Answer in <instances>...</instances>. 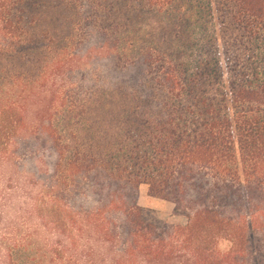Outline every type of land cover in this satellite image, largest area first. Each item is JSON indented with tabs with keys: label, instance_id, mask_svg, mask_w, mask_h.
<instances>
[{
	"label": "trees",
	"instance_id": "16d2710c",
	"mask_svg": "<svg viewBox=\"0 0 264 264\" xmlns=\"http://www.w3.org/2000/svg\"><path fill=\"white\" fill-rule=\"evenodd\" d=\"M29 1L0 0V57L32 60L45 49L60 70L68 46L29 34ZM60 1L87 11L129 71L105 98L79 107H60L58 92L44 105L50 91L25 79L26 95L0 99V158L16 155L30 107L41 105L31 131L55 155L53 189L89 190L95 204L83 220L108 243L125 240L114 264H264V0ZM155 18L158 40L143 23ZM133 81L143 89H127ZM141 184L187 223L146 222ZM50 192L34 214L77 247L79 212Z\"/></svg>",
	"mask_w": 264,
	"mask_h": 264
},
{
	"label": "rangeland",
	"instance_id": "374dc122",
	"mask_svg": "<svg viewBox=\"0 0 264 264\" xmlns=\"http://www.w3.org/2000/svg\"><path fill=\"white\" fill-rule=\"evenodd\" d=\"M133 6L137 11L141 7L137 3ZM88 15L82 8L68 9L60 0H30L26 5V29L42 43H49L48 46L56 42L55 50L68 46L66 55L61 56L66 62L57 70L53 54L45 49L39 52L47 55L46 59L38 53L32 60L0 57V99L26 95L30 89L26 80L32 77L40 78L37 92L44 93L47 89L51 92H47L49 96L44 105H50L54 92L60 93L58 102L62 108L89 105L97 98H105L108 88L122 81L129 69H122L117 56L104 47V36L99 28L100 32L90 24ZM159 20L143 22L156 40L161 33L159 30L153 33L151 28H156ZM215 26L219 30L221 24L216 21ZM219 37L218 48L224 62L225 39H221L220 33ZM69 54L73 57L69 58ZM117 65L120 68L117 69ZM132 71L135 75L136 71ZM127 89L140 91L143 88L133 81L127 84ZM40 106L30 107L27 116L30 128L21 134L15 146L16 155L8 161L0 158V264H10L12 258L18 264H114L125 248V240L120 237L108 243L83 220L82 211L95 204L89 190L79 194L72 188L69 191L53 189L55 155L46 150L31 131L38 122ZM57 124L62 131L66 128L65 123ZM51 190L58 194L62 205L67 204L70 210L79 212L83 230L78 234L77 247H70L66 238L49 230L34 214L36 202L54 193ZM139 192V205L146 222L159 226L187 223V215L176 209L174 202L150 196L148 185L141 184ZM220 247L224 250L228 243L221 242Z\"/></svg>",
	"mask_w": 264,
	"mask_h": 264
},
{
	"label": "crops",
	"instance_id": "0c3cea01",
	"mask_svg": "<svg viewBox=\"0 0 264 264\" xmlns=\"http://www.w3.org/2000/svg\"><path fill=\"white\" fill-rule=\"evenodd\" d=\"M142 198H141V195H140V200H141Z\"/></svg>",
	"mask_w": 264,
	"mask_h": 264
}]
</instances>
